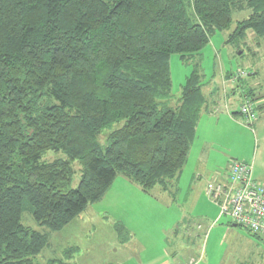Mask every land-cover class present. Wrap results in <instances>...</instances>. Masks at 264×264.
Masks as SVG:
<instances>
[{
    "label": "trees",
    "instance_id": "trees-1",
    "mask_svg": "<svg viewBox=\"0 0 264 264\" xmlns=\"http://www.w3.org/2000/svg\"><path fill=\"white\" fill-rule=\"evenodd\" d=\"M232 10L250 12L232 38L264 39V0H0V264H42L48 233L117 176L145 194L176 186L200 112L217 113L216 99L251 103L256 121L250 70L225 73L208 99L193 72L171 104L170 58L195 62ZM232 162L205 194L210 183L230 185ZM25 210L45 233L23 224Z\"/></svg>",
    "mask_w": 264,
    "mask_h": 264
},
{
    "label": "rangeland",
    "instance_id": "rangeland-1",
    "mask_svg": "<svg viewBox=\"0 0 264 264\" xmlns=\"http://www.w3.org/2000/svg\"><path fill=\"white\" fill-rule=\"evenodd\" d=\"M185 8L194 17L187 1ZM249 15L250 12L232 10L229 28L213 33L195 62L183 64L178 55L170 58L172 105L179 100L193 72L201 77L202 92L207 99L212 89L216 93L222 90L220 77L227 72L250 70L264 86V39L257 40L251 34L249 38L231 37L236 23ZM215 104L214 115L222 111L234 120L211 124L225 130L216 135L211 132L206 138L226 155L224 166L232 160L246 163L252 167L255 178L262 177L264 181V152L260 155L264 149V127H255L256 121L251 126L243 122L238 114V98L231 97L227 104L220 100L218 107ZM206 113L202 110L198 119L199 136L195 135L193 141L197 149L206 143L200 136L207 131L208 121L203 118ZM262 115L263 111L258 112V119ZM190 150H194L193 145ZM194 165L190 153L178 184L166 192L156 187L145 194L138 186L117 176L99 201L88 204L62 231L48 233V245L37 258L39 263L55 259L66 264H236L231 254L236 255L238 249L231 245L236 234L244 236L246 232L230 228L228 217H222L219 222L211 219L213 202L205 194L204 182L192 181L196 174ZM215 211L219 215L218 207ZM23 218L25 226L45 233L26 210ZM223 226L228 227V233ZM70 248L75 250L65 255ZM69 256L72 258L68 259Z\"/></svg>",
    "mask_w": 264,
    "mask_h": 264
},
{
    "label": "crops",
    "instance_id": "crops-1",
    "mask_svg": "<svg viewBox=\"0 0 264 264\" xmlns=\"http://www.w3.org/2000/svg\"><path fill=\"white\" fill-rule=\"evenodd\" d=\"M254 74V76H252L251 78H249L247 80L249 86L251 88H253L258 96V99L256 100L258 103V106H261L263 108V112H264V90L262 88V84L259 82V78H257L255 72H252ZM225 74H221V81L220 84L223 85V79L222 76ZM247 85V83H246ZM212 91H214L212 89ZM220 93V91L218 92ZM234 95V93L232 94V96ZM229 103V101H228ZM260 111V112H262ZM207 112V111H206ZM205 112V113H206ZM259 112V111H258ZM206 115H203V118L207 119L208 124H205V127L207 128V131L202 132L200 134L201 138L203 139V141H206V143H204V145L198 147L199 149H197V143H193V147L194 150H190V153H192V159H193V164H195L193 167L196 169V174L193 175V180L192 181H200L204 182V188L206 183H208L210 180H218L217 177L218 175L221 176L220 179H222L221 182L225 181V178L223 175H221L219 172H221L223 170V168L227 167V163L226 166H224L225 160H226V155L225 154H221L220 151H218L219 148H217V145H214L213 141L210 140L209 138V133H223V131L225 130V128L223 126H211V124L213 123H220L223 122L225 120H234V117H232L230 114L227 115H223L224 113H220L219 115H212L209 113H206ZM222 116V117H221ZM224 118V119H223ZM255 127L258 128H263L264 127V115H262V117H260L258 119H256L255 122ZM198 126L196 127V136L198 135ZM264 148V147H263ZM264 152V149H262V151L260 152V155H262V153ZM188 155V157H189ZM210 161L208 164L207 162ZM195 162V163H194ZM221 170V171H220ZM252 176L253 178L258 181V182H262L264 183L262 177L259 178H255L254 174H253V170H252ZM178 184V183H177ZM213 207L211 208V219L214 220V222H219L222 217L220 218L219 215L216 214V208L218 207L215 203H212ZM217 206V207H216ZM219 209V208H218ZM220 218V219H219ZM219 220V221H218ZM215 224V223H214ZM227 225V224H226ZM224 229L226 230V232L228 233V227L227 226H223ZM230 228H236L235 226H232ZM237 238L234 240L233 244L231 245V247L233 245L234 246V250L238 249V253L236 255H232L231 257H235L236 258V264H264V239H254L252 237H250L248 235V233H246L244 236L243 235H237ZM231 249V248H230ZM231 261V260H230Z\"/></svg>",
    "mask_w": 264,
    "mask_h": 264
},
{
    "label": "built area",
    "instance_id": "built-area-1",
    "mask_svg": "<svg viewBox=\"0 0 264 264\" xmlns=\"http://www.w3.org/2000/svg\"><path fill=\"white\" fill-rule=\"evenodd\" d=\"M239 77L245 76L243 72ZM240 117L248 126L255 121L254 106L246 102ZM230 185L210 183L206 194L219 208L220 217L264 238V185L252 179L251 167L232 162L229 166Z\"/></svg>",
    "mask_w": 264,
    "mask_h": 264
}]
</instances>
